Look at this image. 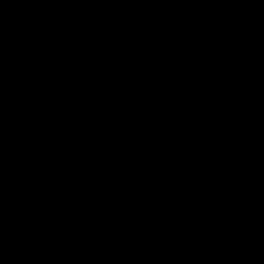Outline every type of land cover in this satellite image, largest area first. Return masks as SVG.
Returning a JSON list of instances; mask_svg holds the SVG:
<instances>
[{
	"label": "water",
	"instance_id": "obj_1",
	"mask_svg": "<svg viewBox=\"0 0 264 264\" xmlns=\"http://www.w3.org/2000/svg\"><path fill=\"white\" fill-rule=\"evenodd\" d=\"M0 264H264V0H0Z\"/></svg>",
	"mask_w": 264,
	"mask_h": 264
}]
</instances>
